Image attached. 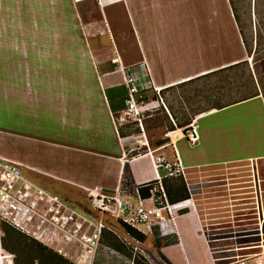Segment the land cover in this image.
<instances>
[{
  "label": "crops",
  "instance_id": "obj_1",
  "mask_svg": "<svg viewBox=\"0 0 264 264\" xmlns=\"http://www.w3.org/2000/svg\"><path fill=\"white\" fill-rule=\"evenodd\" d=\"M40 1L39 5L54 10L65 8L63 17L71 22L80 20L78 7L87 2L99 8L97 12L101 20L107 19V9L118 10L130 25L137 54L141 59L138 63L127 66H141V70L146 71L148 75L151 87L156 90L176 87L237 63L249 61L228 0H46L44 4L43 0ZM203 7L207 8L205 14ZM191 11L194 14H186L192 13ZM172 22L216 25L215 40L205 44L196 41L193 52L187 58L186 50L181 51L177 42L174 49L165 47L164 40L170 29L167 24ZM235 41L241 50L238 56L227 54L230 47L235 49ZM203 47L205 52L201 51ZM61 50L63 49L57 48L54 54H63L59 53ZM69 53L67 50L68 56ZM75 53L72 51L70 55L74 57ZM116 56H112L110 65L104 66L100 61H94L92 65L87 62L76 64L73 60L71 63L68 58L67 62L44 63L45 74L41 78L42 81L36 77L28 83L32 86L50 87L48 91L53 112L66 114L67 121L71 124L70 131L66 130L61 134L59 141L35 140L36 144L39 142L46 147L45 151H41L42 156L44 153H57L58 170L46 169L48 164L41 165L40 151H36L35 161L30 154L22 152L21 148L19 149L23 161L16 162L1 155L0 158L18 164L21 171L24 169L40 176L41 179L31 181L58 195L62 193L63 187L75 189L84 198L86 190L112 194L116 190L125 192L129 187L134 189L135 186L140 187L156 181L162 171H155L148 157H129L130 146L118 133L119 126L114 117H120L125 106L124 103L122 106L116 102V94L121 95L124 100L127 91L122 74L118 70L119 64L113 63V60L117 59L122 67L126 66ZM35 64L38 67L39 64ZM89 67H92V71H88ZM108 67L110 70L107 71ZM252 78L257 96L225 107H212L194 118L199 135L198 143L191 147L195 148L194 159L190 157L188 161L184 155L178 153L177 146L184 140L175 142V150L171 144L156 148L158 151L155 155H162L169 162H174L173 153L176 151L184 176L185 173L196 170L199 174L194 176V180L203 184L200 192L192 199L194 207L185 213L174 215L166 233L159 234L166 242H172L167 240L173 238V241L176 240V243L159 249L160 254L170 264H193L187 248L190 237L195 242L203 243L211 263L207 244L201 234L207 227V218L210 215L220 216V223H228L229 220L224 218L227 217L225 213L234 211L236 206L252 212L255 206L253 197L260 200L257 190L253 191L256 187L249 185L252 181L254 185L255 173L249 175L248 169H244L264 165V95L258 88L254 75ZM41 95L45 96L42 93ZM159 98L162 100L161 96ZM162 106L169 113L164 102ZM238 114L248 119L244 122L236 121L232 116ZM201 121L202 124L207 121L210 126L201 127L202 124L198 125ZM3 133L9 137L14 135L5 131ZM171 136L169 142L173 144L179 133ZM14 137H17L19 142L21 139L27 141L25 136ZM184 145L190 147L187 142ZM185 162L189 163L184 165ZM67 170H74V173ZM23 175L27 178L24 173ZM125 175L129 178L130 186L124 184ZM256 178L258 181V174ZM240 179L246 181L241 182ZM185 180L188 183L186 177ZM151 230L142 228L145 235ZM175 249L179 251V255L175 253V256L169 252Z\"/></svg>",
  "mask_w": 264,
  "mask_h": 264
},
{
  "label": "rangeland",
  "instance_id": "obj_2",
  "mask_svg": "<svg viewBox=\"0 0 264 264\" xmlns=\"http://www.w3.org/2000/svg\"><path fill=\"white\" fill-rule=\"evenodd\" d=\"M45 1L43 0V4ZM231 1L240 20V27L250 51L249 56L247 55L249 60L247 65L233 71L208 76L180 88L163 90L159 94L162 100L150 103L148 107L145 104L143 111L151 110L152 116L149 119H144L145 124L143 122V127L147 137L153 144L167 137L169 132L167 129L170 126L174 127L175 125L178 127L179 125L187 124L194 120L196 116H199L200 113L212 107L223 105L230 97L238 100L249 91H254L253 84L250 81V76L252 75L257 79L258 88L264 95V0ZM40 2V0H0V155L5 158H11L16 162L23 161V155H21L19 149L21 148L22 152L30 154L35 161L36 151H40L39 160L41 165H49L46 169L56 171L58 170L57 153H44L42 156L41 151H45L46 147L45 145H40L39 142L36 144L35 140L54 139L59 141L58 137H61V134L66 132V130L70 131L69 125L71 124L67 121L68 116L66 114L53 112V104L48 91L50 87H42L40 85H35V87L28 83L36 77H39V80L42 81L41 78L45 74L43 64L51 63L52 61L54 63H62L67 62L68 58L71 63L73 60L76 64L87 62L90 65L94 61H100L103 62L104 66L106 64L110 65L112 56L117 55L116 57H119L126 68H128V64L138 63L141 59L137 54V46L130 25L115 8L107 9L105 11L107 19L101 20L97 12L99 8L95 7L91 2H83L84 4L78 7L80 20L71 22L63 17L65 8L59 7L54 10L51 7L39 5ZM206 9V7H203V12ZM191 12L186 14H194L193 11ZM197 15H199V12H197ZM167 25H169L170 29L164 40L165 47L174 49L176 46L175 42H177L181 51L183 49L186 50L187 58L193 52L196 41L199 43L202 41L205 44L213 39L215 40L216 37V25L212 26L210 23L172 22ZM218 26L220 30L221 24ZM102 28L105 30H102ZM236 43L237 41H235V49L230 47V51L227 54L238 56L241 53ZM57 48L63 49L59 51V53L63 52V54L56 56L54 53H56L55 50ZM67 50L70 53L72 51L76 52L75 56L72 57L70 53L68 56L66 54ZM201 51L205 52V47L201 48ZM35 63L39 64L38 67ZM90 70L92 71V67L88 68V71ZM106 70L108 71L110 68L108 67ZM92 75L93 73L91 72ZM41 93L45 96L41 95ZM153 94L157 95L156 91L151 88L148 95L151 97ZM116 102L121 103L123 106L121 95L116 94ZM163 102L167 106L170 115L162 106ZM232 117L239 122H244L245 119H248L241 114ZM207 121H203V124L201 121L198 125L202 124L201 127L210 126ZM3 131L18 136H25L27 141L21 139L19 142L17 137H14V135L9 137ZM29 141H32V143ZM186 142V140L182 141L177 146V149L178 153L184 155V158L189 161L190 157L194 159L195 148L185 146L184 143L186 144ZM219 154L223 155L220 152ZM188 163L185 162L184 165ZM258 167L254 166L244 169H248L249 175H254L255 173V183L253 185L252 181V184L249 185L255 186L256 188H253V191L257 190L258 196L263 198L261 199L260 208H263L264 211V165ZM22 171L29 180L41 179L40 176L24 169ZM67 171L74 173V170ZM197 172L192 170L187 174L185 173L192 194L191 199L200 192V187L203 185L199 181L196 182L194 180V176L199 174ZM165 173L162 172V175ZM256 174L259 176L258 181ZM177 177L173 178L178 184H182V181L186 185L187 182L185 183L182 176ZM128 180V176L125 175L124 184L130 186L131 184ZM240 180L241 182L246 181L244 179ZM133 190V188L129 187L128 194H132ZM60 195L74 204L84 205L83 196H80L71 187H63ZM254 201L253 197V203ZM184 206H186V203ZM193 207L190 205L186 206L184 211ZM239 207L236 206L234 210H239ZM250 213H255V210L250 211ZM235 214L237 213L227 212L225 213L227 217L224 218H227L229 223L234 222L232 216ZM218 217L210 215L207 218L206 226L208 229H215L211 231V234L213 232L221 234L227 232V229L216 231V229L229 225H226L227 222H223L220 225L221 227L214 226L222 222V219ZM263 217L262 215L261 218ZM221 218L223 217L221 216ZM251 218H255V215L251 216ZM105 224L108 230L104 232L105 235L101 241L94 264H133V260L139 257L143 258L148 264H165L160 259V252L156 248V239H160L161 244L166 241L160 238L159 235L156 236L155 228H152L151 232L146 235L142 233L145 236V240L140 242L126 232L123 224L109 218ZM262 233L264 234V228ZM22 236L30 244L35 242L25 235ZM112 238L118 242V249L108 244L107 241L112 240ZM173 239L167 241H173ZM192 239L190 237L187 247L192 263L213 264L212 258L214 255H210L209 249L211 263L203 243L200 241L195 242ZM253 240H260V238ZM169 252L179 255L177 249ZM14 256L16 257L15 254ZM19 260L25 264L26 259L23 256ZM38 263L39 261L36 260L35 264Z\"/></svg>",
  "mask_w": 264,
  "mask_h": 264
},
{
  "label": "built area",
  "instance_id": "obj_3",
  "mask_svg": "<svg viewBox=\"0 0 264 264\" xmlns=\"http://www.w3.org/2000/svg\"><path fill=\"white\" fill-rule=\"evenodd\" d=\"M113 63L119 64L118 70L127 91L125 108L116 124H134L138 129L137 134L122 140L129 144L130 150L139 151L135 157H148L155 171L166 173L157 176L147 199L139 196L137 188H134L132 194H128V190H116L112 194L86 190L84 205L81 206L33 183L23 175L18 164L0 158V264H15L14 254L2 246L1 228L4 224L71 264H94L102 233L108 230L105 224L108 218L140 233H143V227L149 230L156 227L160 234H165L174 215L184 211L186 206L193 207L191 190L186 183L176 151L174 162H169L162 155H155L158 150L151 147L143 127L147 111H143L146 104L144 96L152 88L146 71L141 70V66L122 67L117 59ZM154 90L159 97L160 90ZM148 106L149 104L146 107ZM178 133L179 136H176L173 144L170 142L173 149L177 140H186L190 147L198 143L195 120L185 128L179 129L175 126V130L168 132L167 138ZM177 176H182L185 180L189 199L170 204L162 180ZM147 186L143 184L140 187ZM254 199L255 213H250L248 209L234 210L232 213H237L232 216L234 222L226 223L230 226L221 227V223L214 225L221 227L216 231L227 229L226 233L211 234L215 229L210 230L208 227L202 231L210 255H214L213 264H264V217L261 218L264 211L260 208L261 197L260 200L257 197ZM254 215L255 218H251ZM258 237L260 240H253ZM251 238L253 239L248 240Z\"/></svg>",
  "mask_w": 264,
  "mask_h": 264
},
{
  "label": "trees",
  "instance_id": "obj_4",
  "mask_svg": "<svg viewBox=\"0 0 264 264\" xmlns=\"http://www.w3.org/2000/svg\"><path fill=\"white\" fill-rule=\"evenodd\" d=\"M228 2H229V5H230V9L232 11V15H233L234 21H235L236 26L238 28V32H239V35L241 37L242 44H243V46L245 48L246 54L249 56L250 51H249L247 43L245 41L243 31H242V29L240 27V20L238 18V15L236 13L235 8H234L233 2L231 0H228ZM246 65H247V62L243 61V62L237 63L235 65L229 66L227 68L221 69L219 71H216V72H214L212 74L203 76L201 78H197L195 80H190V81H188L186 83H183L181 85H178L176 87L169 88V90L170 89L173 90V89H176V88H180V87L185 86L187 84L200 81L201 79L207 78L208 76H211V75H214V74L228 72V71H233V70L238 69L239 67L246 66ZM250 81L253 84L254 91H249L248 93H246L243 97H241L238 100H235L233 97H230L221 106L225 107L227 105H231L233 103H237V102L246 100L247 98H251V97L257 96L258 92H257L256 88L254 87L252 76H250ZM160 92H159V94H160ZM144 100H145L146 104H150V103H153V102H159V97L156 94H153V96L150 97L148 95V93H146L145 96H144ZM124 101H125V99L123 100V103H124ZM145 116H146V119H149L152 116L151 110H147L145 112ZM114 118L117 121L119 116H116ZM189 123L190 122H188L187 124L179 125L178 127L176 126V128H179V129L185 128L186 126L189 125ZM144 124H145V120H144ZM174 129H175V126L174 127L170 126V128L167 129V131L170 132V131H173ZM118 133H119L120 138H125V137H129V136L137 134L138 133V129L135 128L134 124H127V125H124V126H119L118 127ZM148 140L150 142L151 147L155 148V149L159 148V147H162L164 145L170 144L169 138H167V137L163 138V140L157 141L154 144L150 141L149 138H148ZM128 153H129L128 154L129 157H135L136 155H138L139 151L130 150ZM154 183H155V181L148 183L147 187H137V186H135L134 188H137L139 196L141 198L147 199V198L150 197V189H151V186ZM181 183L182 184H178L175 181V178H173V177L164 178L162 180L163 189L165 191L166 198H167V200H168V202L170 204L181 203V202L189 199V194H188L187 188L185 187L186 185L183 184L182 181H181ZM185 212L186 211H180V212H178V214H182V213H185ZM124 227L126 229V232L129 235H131L132 237L136 238L138 241L143 242L145 240V236L142 233H140L137 230L132 229V228L126 226V225H124ZM154 228H155L156 236L159 235V233L157 231L158 229L156 227H154ZM1 229H2V246L8 252L16 255L15 260H14L15 264H24L22 261L19 260V258L21 256H23L26 259L25 264H35L36 260L39 261L38 264H71V263L67 262L66 260H64L62 257H60L57 254H55L54 252H52L51 250H48L44 246L40 245L39 243L34 242V243L30 244L29 242L25 241V239L23 238L22 235L18 234V232L16 233V231L13 230L12 228H10L9 226L4 224V225H2ZM104 232L102 233L101 241L104 238V235H105ZM107 242H108V244L110 246L118 249L119 245H118V242L115 241V239L112 238V240H108ZM174 243H175V240L172 241V242H165L164 244H161L160 243V239H158V240L156 239V248L159 250L163 246H168V245H171V244H174ZM159 256H160V259L165 264H170V262H168L166 260V258L163 257L160 253H159ZM133 264H148V263L143 258L139 257L138 259L133 260Z\"/></svg>",
  "mask_w": 264,
  "mask_h": 264
},
{
  "label": "bare ground",
  "instance_id": "obj_5",
  "mask_svg": "<svg viewBox=\"0 0 264 264\" xmlns=\"http://www.w3.org/2000/svg\"><path fill=\"white\" fill-rule=\"evenodd\" d=\"M203 117V116H202Z\"/></svg>",
  "mask_w": 264,
  "mask_h": 264
}]
</instances>
